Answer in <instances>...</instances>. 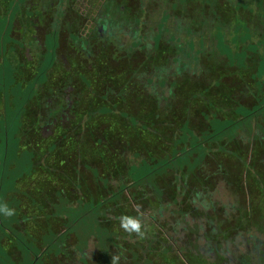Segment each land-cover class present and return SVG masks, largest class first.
I'll use <instances>...</instances> for the list:
<instances>
[{"label":"trees","instance_id":"obj_1","mask_svg":"<svg viewBox=\"0 0 264 264\" xmlns=\"http://www.w3.org/2000/svg\"><path fill=\"white\" fill-rule=\"evenodd\" d=\"M32 1L0 0V18L5 19L0 29V122L5 119L7 124L6 134H0V203L14 209L10 217L0 215V264H122L124 259L125 264H178L179 251L167 243V229L161 231L165 224L156 225L157 215L172 206L180 217L191 214L194 220L212 222L211 226L217 221L218 227L210 232L217 245L240 230L264 233V84L255 79L264 66V51L250 49V37H264V16L259 11L264 2L155 0L160 12L157 31L152 36L151 29L140 25L144 34L141 29L133 31L128 45L119 39L99 46L94 58L106 55L107 71L96 73L94 79L83 74L75 79L73 68L55 58L59 31L55 22L44 38L39 67L22 82L21 50L11 42L26 41L19 35L27 34L25 20L35 17L33 12L24 15L22 9ZM145 5L142 0L140 23L148 12ZM15 20L22 22L17 25ZM229 26L237 35L233 41L227 39ZM81 27L73 31L74 39H85ZM117 29L122 33V27ZM90 30L99 35L95 25ZM137 34L141 53L135 51ZM147 39L153 40L151 47L144 42ZM164 42L172 44L167 47ZM220 44L226 46L227 55L219 52ZM151 48L155 56L144 52ZM186 55L191 56L189 62L183 61ZM162 58L166 63L173 59L172 72L169 66L156 65L145 74L152 60ZM213 59H219L218 66L212 65ZM152 84L170 88L162 95L147 89ZM70 102L71 118L63 121L59 114L69 109ZM240 109L246 114H238ZM123 111L136 118H126ZM54 118L56 122H48ZM45 126L52 134L39 133ZM79 126L84 134L76 131ZM49 138L53 140L45 148ZM17 139L19 154L15 164L7 165L10 141ZM27 152L32 154L33 168L18 174L17 165ZM7 166L14 174L10 178ZM217 179L237 196L247 190L250 199L243 206L237 198L240 206L224 219L207 212L217 205L210 198L218 189ZM203 195H210L204 201L209 206L200 202ZM90 212L92 219L85 224ZM148 212L152 215L142 222L143 236L131 233L138 245L121 247L115 236L121 234L127 242L134 238L120 229L119 217L142 218ZM13 230L24 235V245ZM88 230L98 236L93 238L99 253L92 259L86 254L92 236ZM72 236L74 245L69 242ZM159 237L164 244L155 243ZM148 259L153 262L147 263Z\"/></svg>","mask_w":264,"mask_h":264},{"label":"rangeland","instance_id":"obj_2","mask_svg":"<svg viewBox=\"0 0 264 264\" xmlns=\"http://www.w3.org/2000/svg\"><path fill=\"white\" fill-rule=\"evenodd\" d=\"M39 1L40 0H37V2H39ZM93 1H94V3H97V6H98V4H99L98 0H93ZM262 1L264 2V0H262ZM42 2L48 3L47 0H42ZM71 2L74 5V7L77 8V6L87 7V4L90 3L91 0H71ZM120 2H122V1H120ZM117 4H118V2H117ZM24 6H25V4H24ZM34 6L37 7V5H32L31 7H34ZM115 9L116 10L111 9L112 13L117 15L113 18H115L117 21H120V20L122 21V19L120 17H118V16H121V14L118 15L119 12L117 11V7ZM32 11H35V9H32ZM94 11H95V9H94ZM259 11L264 16V7H263V9H261V7H259ZM22 12L24 13L25 10L22 9ZM254 12H256V11H254ZM135 14H134V11H131L128 17L135 18ZM146 14L147 15L142 20L141 26H144L148 29H151L150 34L152 35L153 30L157 31L156 23L158 22V18L160 17V12L156 8V4H154L150 8H148V12H146ZM122 17H125V16H122ZM257 18H259V17H257ZM257 18H256V16L253 17V19H255V21H258ZM89 21H90V19H89ZM89 21H86V23L88 22V24H90ZM233 21H238V20H232V22ZM18 22H22V20H17V22L15 20L14 23H17V25H19ZM4 24H5V19L3 17H1L0 18V29L1 30L3 29ZM27 24H30V22H26V25ZM116 24L115 23L110 24L109 26H107V28H109L111 25H114V26H111V29L113 31H116L115 30ZM242 24H243V22H242ZM43 25H47V20L45 23H43ZM228 28H229V31H231V32L228 35L227 39L233 41V40H235V37L237 35L235 34V31L233 30V28H231L230 26ZM21 29H23V25L21 26ZM90 29H91L90 25L83 26V28L81 30L82 31L81 35L82 36L89 35ZM140 29H141V35H143L144 34L143 31L145 29H143L142 27ZM116 32L118 33V31H116ZM121 32H122L121 33L122 36H121L120 41H121V43H123V45L130 43V41H133V34L129 30V28H122ZM43 34H44V32H41L40 36L42 37ZM184 35H185V33H183L182 31L179 32V36L182 38L183 41H185L187 38V36H184ZM19 38H21L20 35H19ZM250 39H251L250 43L253 44V45H251V48H250L251 51L255 52V50L258 49L259 47L262 51H264V37L263 36L261 39H258L257 35L254 34L252 37H250ZM140 40H141L140 35L137 34L134 38V42H138ZM258 40L260 42H262V44L260 46L253 43V41H258ZM144 42L146 44H148L149 47H151L153 44L152 39L151 40L147 39ZM11 43L18 44L19 40L16 39V41H12ZM171 44H172L171 42H168V43L164 42L165 46H167V45L171 46ZM152 48L150 50L149 49L145 50L144 52L148 51L150 54H152V56H155L157 53L152 52L151 51ZM230 48H232V47H230ZM224 49H226V46H223L220 44V48H218V50H220L219 52H222L225 55H227V52L224 51ZM188 51L190 52L189 49H188ZM191 53H194V52H190V54ZM166 56H168V59H169L171 55L169 54ZM26 57H27V51L25 52V50L22 49L20 51V56H19V59L21 62L20 79L22 80V82H26L28 79L33 77L34 71H36L37 67H39V65H40L39 62L41 60V56L38 54L37 50L35 53L29 52L28 57H27L28 59ZM74 57L75 56L73 55V57L70 56L68 58L67 65L70 66L72 64L73 71L76 72V74L73 75V77L75 79H76V77H79V75L81 76V74L85 75L86 78L94 79L97 75L96 73H98V74L101 72L106 73V71H107L108 60L106 58V55H103L102 60H96V58H94V59L91 58L88 61H83L81 59L82 56H80V58H74ZM190 59H191V56H189V55H186L185 57H183V61H185V62H189ZM218 61H219V59H213L211 63H212V65L218 66ZM98 62L99 63L101 62V63L97 65ZM174 63L175 62L173 61V59L168 60L167 63L165 62V58L157 59L155 61L152 60L151 65L149 67L150 69L148 70L149 72H147L145 74L153 72L154 71L153 66H156V65H158V66H162V65L169 66V70L172 68L170 70V72H172V70L174 69L173 66L175 65ZM172 79L173 78L170 77V80H172ZM255 79H257L259 84L260 83L264 84V66L262 67L260 73L255 75ZM142 80H144V79H142ZM119 82H121L120 79H119ZM59 87H61V86H59ZM153 88L157 89L159 92H161L162 95H164L165 93L167 94V89L170 88V85H165L163 87H160L156 84H152L151 86L147 87V89L150 92L152 91ZM48 94H53V93L49 91ZM68 94L69 93L67 91V95ZM69 96H71V95H69ZM130 96H131V94H129V97ZM68 99H69V97H68ZM128 101L129 100L126 99L125 104L128 103ZM72 104H73V102H72ZM32 108H36V106L33 105ZM2 112H3V107H0V113H2ZM238 114L245 115L246 113L244 110L240 109L238 111ZM31 115H33V113H31ZM69 116H71V115H69ZM123 116L126 117V112H124V111H123ZM126 118L135 119L136 116L134 114H131V116H127ZM81 120L84 121V119H82V117H81ZM66 121H69V120L66 119ZM217 121L220 125H223V122H221L219 120H217ZM5 122H6L5 119H3V121L0 122V134H6L5 132H6L7 124ZM252 124H253V122H252ZM244 125L246 127H248V120L244 122ZM239 127H240V125H239ZM43 129H41L39 131V133L43 132V134H45V136L52 134L49 126L46 127V132H44ZM55 129H56V126H55ZM76 131L79 132L80 134L85 133V130L82 126H79ZM52 140H53V138H49L47 140L45 148L50 144V142ZM18 141H19L18 139L10 141V153H9L8 157L5 159V162L7 163V165H12V163L15 164L16 155L19 154ZM39 141H40L39 138L37 136H35V140H34L35 144H37ZM0 152H1V148H0ZM41 155H42L41 156V159H42L43 154H41ZM17 157H19V155ZM132 159L134 160V157H132ZM22 161H23V163L17 165L18 174L26 173L29 171L30 168H33V158H32V154L30 152H27L24 154ZM14 166H16V165H14ZM2 169H3V166H2ZM10 169L7 166L6 176L9 178L14 175L11 171H9ZM11 180L12 179H9V181H11ZM46 181L47 180L43 181L42 183H46ZM216 182H217L216 185L218 188L217 191H214L213 193H211V197H210V195L209 196L203 195V197L200 199V202H204L205 199L210 197L211 199H213L214 201L217 202V205L215 206L214 211H207L210 216H212V217L218 216V217H220V219H224L223 215L231 214L232 211L235 210V208L240 206V204H237V202H238L237 198H241L244 201L243 206H245V202H247V203L250 202L247 190L244 189L243 190L244 194L242 193L239 196H237L234 193V190L232 188L227 187L224 182H220L219 179H217ZM244 185H245V182H244ZM129 194H130V190L125 191V195L129 196ZM205 202H204V204L206 206H209ZM162 205L165 208L166 203H163ZM224 207L227 208L228 213H226V211L223 209ZM203 210H205V209H203ZM234 212H236V211H234ZM151 215H152L151 212L145 213L143 215V217L140 219L142 222H146L150 219ZM193 218L194 217H191V214H189L185 217H180V215L175 213L174 206H172V207L163 209L161 214L157 215L158 221H156V225H157V228H160V227H163V223L165 224V228H163L161 231H163L165 233V230L167 229V233H168L167 243L168 244L174 246V248H176L175 245H181V246L186 247L185 251L189 255H193V254L195 255V253H199L201 255L202 259L204 260L203 261L204 264H214V263H217V264H264V255H263V252H264V233H261V231L254 229V228L252 230H250L249 232L245 231V230H240V231L236 232L234 235L225 236V238H223V240L221 242L224 245L221 247V246H219L220 244L217 245V243H215V241H213L212 237L210 236V234H211L210 232H211L212 228L214 229L215 227H218L217 221H215V223L211 226L212 222H210V223L206 222L205 223L204 220L198 219V218H200L198 216H196V219H198V220H194ZM91 219H92V213L90 212V213H88L87 218L84 220L85 221L84 223L87 224L88 222L91 221ZM186 223H188L191 226L190 229H187ZM198 223H200L199 224L200 228H197V226H196V224H198ZM25 227L29 231L28 223L25 224ZM224 227L225 226H223V228ZM7 228H9V227H7ZM79 229H81V227L77 226V230H79ZM120 229H122V228H120ZM13 232H14L13 235L15 236V238L21 239L23 242V245H24V243H25L24 242V239H25L24 235H20L19 233H17L14 230H13ZM74 232L76 234L75 230H74ZM87 232L91 233L92 236L90 237L91 239L88 243L89 245L87 247L88 249L86 250V254H87L88 258L92 259L96 254L99 253L98 248L96 246V244H97L96 239L93 238L94 236L96 238H98V236L96 234L93 235L91 230H88ZM193 232L195 233V235H192ZM113 235L114 234L109 233L108 237H111V239H112ZM127 236L132 237V239L134 238L133 241L127 242L128 240L125 239L126 237L122 236L121 234L119 236H115V238L117 237L121 241L120 244L118 243L121 247H123L122 246L123 244L125 246H129V247H131L133 245H138V244H136V242H134V241H136L135 235L128 234ZM160 236H161V234H160ZM171 236H173L174 239H171ZM29 237L31 239L30 234H29ZM29 237H28V239H29ZM115 238H113L114 241H116ZM158 241L161 244L165 243V241L160 240V237L157 238V240H155V243L157 244ZM69 242L71 245H74L76 242V239L72 236V240ZM77 245H78V247H80L82 245V243H78ZM32 249H34V247H32ZM261 253H262V255H260ZM152 262H153L152 259L151 260L148 259V261H147V263H152ZM156 262L157 261H154V263H156ZM158 262H161V260H159ZM168 262H170V261H168ZM77 264H79V263L77 262ZM122 264H125V263L123 262ZM183 264H187V263H183Z\"/></svg>","mask_w":264,"mask_h":264},{"label":"flooded vegetation","instance_id":"obj_3","mask_svg":"<svg viewBox=\"0 0 264 264\" xmlns=\"http://www.w3.org/2000/svg\"><path fill=\"white\" fill-rule=\"evenodd\" d=\"M48 3H43L42 0L37 2V0H33L32 2L24 3L26 6L25 14H29V12H33L31 15L35 18H31L30 20H25V22H30L26 32L27 34L25 36H22V39H26L24 41L23 45H15V48L20 50L27 51V57L29 52L35 53L36 50L38 54L40 55L41 52H43L44 49V38L48 32L53 30L52 24L58 23L59 31L57 33L56 38V47L54 50L55 58L63 62L64 66L68 67L69 70L72 69V64L70 66L67 65V60L70 56L74 58H80L82 56L83 61H88L91 58H94L97 54V49L99 50V46L101 45H109L112 44L113 41H119L121 40V34L119 33L120 30L117 28H129V30L133 33H139L140 32V21H141V9H142V0H98L99 4L97 6V3H94L93 0H91L90 3L87 4V7H74L71 0H47ZM122 1V2H120ZM146 1V10L150 8L152 5L156 4L155 0L152 4V0H145ZM36 4H35V3ZM118 2V4H117ZM63 4V5H62ZM32 5H37L34 7H31ZM24 6V5H23ZM121 6V9H123L121 12H119L118 15L121 14V16H118L122 19V21H117L115 18V14L112 13V10H115L116 7ZM32 9H35V11H32ZM95 9V11H94ZM134 11L135 18L128 17L130 12ZM94 12V13H93ZM125 16V17H122ZM90 19V21H89ZM47 20V25H43ZM86 21H89L86 23ZM117 21V22H116ZM117 23L115 30L113 31L111 29L110 24ZM86 23V24H85ZM134 23V25H132ZM82 25L81 30L83 26L90 25L92 28L93 25L96 26V29L99 32V35H95L93 31H89V35H85V39H74L73 38V31L78 29V26ZM31 27V28H30ZM133 28V29H132ZM71 29V32L69 31ZM44 32L43 38L40 36V33ZM95 37V38H94ZM112 41V42H110ZM129 43H127L128 45ZM14 46V45H13ZM135 51H138L141 53V42H138L135 44ZM96 51V53L93 55V52ZM44 54V52H43ZM42 54V55H43ZM20 56V52H19ZM26 57V58H27ZM28 59V58H27ZM21 63V62H20ZM67 68V69H68ZM80 68V67H79ZM75 73V71H74ZM72 102L69 104V109L63 110V112H59L62 117L63 121H66V119L71 118V109H72ZM65 112V114H64ZM57 119L54 118L53 120H48V122H56ZM46 127H44V132H46ZM235 233H231L230 235H234ZM171 239H174L173 236H171ZM213 240V239H212ZM224 244L221 243L219 246H223ZM176 250L179 251V255L181 259L177 260L178 264H204V260L199 255V253H195L194 256L189 255L186 253L185 249L186 247L181 245H175ZM262 255V253L260 254ZM264 255V252H263ZM189 256V257H188ZM125 263L126 260H121V263ZM217 264V263H214Z\"/></svg>","mask_w":264,"mask_h":264},{"label":"clouds","instance_id":"obj_4","mask_svg":"<svg viewBox=\"0 0 264 264\" xmlns=\"http://www.w3.org/2000/svg\"><path fill=\"white\" fill-rule=\"evenodd\" d=\"M13 214L14 209L8 207L6 203H0V215L10 217ZM119 223L120 227L129 234L135 233L139 236H143L142 221L139 216L121 215L119 217ZM113 259L115 261L116 258Z\"/></svg>","mask_w":264,"mask_h":264}]
</instances>
